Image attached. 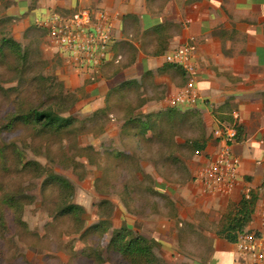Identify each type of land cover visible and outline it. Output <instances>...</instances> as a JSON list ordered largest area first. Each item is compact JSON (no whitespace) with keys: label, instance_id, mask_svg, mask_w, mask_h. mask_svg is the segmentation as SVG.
<instances>
[{"label":"crops","instance_id":"0c3cea01","mask_svg":"<svg viewBox=\"0 0 264 264\" xmlns=\"http://www.w3.org/2000/svg\"><path fill=\"white\" fill-rule=\"evenodd\" d=\"M84 9L106 11L114 26L110 60L99 68L90 94L98 109L112 98L122 116L116 120L111 113L114 131L105 124L102 134L120 137L128 108L142 121L173 111L172 121L179 126L164 145V150L173 151L172 145L168 147L173 137L176 158L157 159V172H146L156 197L151 206L129 212L116 203L114 229L126 228L142 236L152 247L157 264H252L235 243L220 238L217 229L228 206L249 198L250 192L257 202L245 231L259 227L257 212L264 206V0H19L8 15L18 18L23 32L52 14L69 16ZM183 45L195 47L198 98L194 104L172 107L168 100L182 90L186 79L178 67L165 61V55ZM69 73L72 84L80 86L79 72ZM193 119L196 126L188 131ZM234 122L238 130L232 145L239 161L237 184L229 195L209 194L196 174L220 147L213 131ZM140 124L131 127L136 136ZM190 137L205 146L188 157L183 146ZM121 138L136 140L133 136ZM139 146L133 151L161 150L159 144ZM143 181L138 179L140 185ZM139 197L130 196L133 200Z\"/></svg>","mask_w":264,"mask_h":264},{"label":"rangeland","instance_id":"374dc122","mask_svg":"<svg viewBox=\"0 0 264 264\" xmlns=\"http://www.w3.org/2000/svg\"><path fill=\"white\" fill-rule=\"evenodd\" d=\"M18 2L0 0V44L2 38L13 39L28 55L24 65L7 49L3 50L4 56L0 55V155L6 156V160L0 156V198L5 193L16 195L21 198L23 209L19 223L0 202V264H126L119 254L106 249L116 230V203L126 206L123 197L128 195L123 188L129 187L133 189L131 197H140L125 201L127 211L151 206L156 197L150 191L147 176L159 169L154 164L162 159L161 151L135 152L133 148L140 147L137 141L108 138L100 133L98 123L85 120L98 109L90 89L99 72L82 73L68 60L66 64L65 56L51 49L44 29L37 24L20 32L18 18L8 15ZM69 71L79 72L80 86L72 84ZM56 83H62L64 94L73 95V107L70 108V101L55 100ZM83 83L85 89L81 88ZM54 103L60 104L56 110L67 108L68 114L79 121L76 133L69 137L40 134L22 124L11 130L6 128L14 112L45 109ZM116 109L112 116L118 120L122 114ZM107 125V130L114 131L111 118ZM116 154L129 158L116 159ZM25 162H33L39 168L22 171ZM140 164L144 168H139ZM50 176L62 177L71 184L70 203L81 207L82 213L76 217L58 215L63 200L56 185L49 182ZM139 178L144 179L142 185ZM23 196H28L29 201ZM100 222L106 223L102 237L100 232L83 236L87 228Z\"/></svg>","mask_w":264,"mask_h":264},{"label":"trees","instance_id":"16d2710c","mask_svg":"<svg viewBox=\"0 0 264 264\" xmlns=\"http://www.w3.org/2000/svg\"><path fill=\"white\" fill-rule=\"evenodd\" d=\"M4 49H7V51L15 56L18 60H20L23 65L27 63L28 55L26 51H24V49L22 50V47L15 40L2 38L0 44V55L4 56ZM54 89L53 90L56 96V101H58L59 99H62L65 102L70 101V108L73 107L75 98L73 97V95L69 96L68 94H64L62 83H56ZM111 94H113V91L110 93V95ZM112 101V98H107L105 106L103 108L94 111L89 117L85 119L86 121H89L90 123L96 125L98 123L100 125V128H102L100 129V133H103L104 126L109 118V115L113 112L114 108H117L115 107L117 106V104H113ZM56 105L60 107V104L54 103V106L45 109H38L34 107L29 108L25 111L14 112L10 115V121L6 128H8V130H11L16 125L22 124L40 134L52 133L55 135H65L66 137H69L72 133L75 132V125L79 121L75 117L68 114L69 109L66 108L58 111L56 110ZM174 114L175 113H173V111L168 110L158 113L155 120L152 118V116H147V119L142 121L141 118L134 117L132 115L131 109L128 108L124 111L123 114L121 136L125 138L133 136V138H136L137 142L140 143V145H143L145 148L151 147L152 145L156 146V144H159V148L161 149L159 151L161 152H158L162 154L161 160L164 162L173 160L176 158L175 155H177L178 153L177 146L173 145V137L170 139V145L168 146L169 148H172V145L173 151H171L170 149V151L167 149L164 150V145L168 143V138L171 135H174V133L179 130L178 124L172 121ZM184 117L186 118V115H184ZM188 120L189 119H187V121ZM220 120H222V118H220ZM81 122L82 124H85V121ZM139 123H141L139 129L140 135L136 136V134L131 130V127L135 126L136 128H138ZM195 126V120L193 119V122H191V124H188L187 126V128H189L188 131H191V129L195 128ZM166 127L168 129H166ZM165 129L167 133L164 134ZM147 132H150L151 134L148 136ZM168 133L170 134L168 135ZM204 146L205 144L201 143L198 138L190 137L185 141L183 147L185 148L186 156L189 157L201 152ZM84 149H88V147H84ZM89 149L96 153L99 152V149L96 150L94 147H89ZM2 151L3 150H1V152ZM0 156L3 157V160H6L5 155ZM115 157L116 159H121L122 157L129 158L121 154H116ZM88 161L89 163L91 162V160ZM76 166L79 165L77 164ZM37 168H39V166L33 162H25L22 163L21 166L22 171L26 172H34L37 170ZM49 182H53L56 185L60 194V198L61 200H63L58 210V215L60 217H76L77 214L83 212L81 207L70 203V200L73 196L72 187L66 179L59 176H50ZM123 190L124 194L128 195V198L124 196L126 199H124L123 197V200L126 207L129 209V206L125 201L133 200L130 198L133 189L124 187ZM23 199L29 201L28 196H23ZM20 200V197L11 193H5L0 198L1 204L13 212L15 221L19 223L21 222V212L23 209L22 200ZM256 202L257 198L255 197V194L250 192L249 198L244 197L238 204H230L226 212L221 217L217 229V235L230 243H235L238 235L245 232L246 227L250 223ZM104 224L106 223L100 222L90 226L84 231L83 236H89L95 234V232H100L99 235L102 237V235L106 233ZM106 249L108 252L112 251L119 254L126 264H157L158 262L150 244H148L142 236L130 229L123 228L120 230H115L107 242Z\"/></svg>","mask_w":264,"mask_h":264},{"label":"built area","instance_id":"2783aa9c","mask_svg":"<svg viewBox=\"0 0 264 264\" xmlns=\"http://www.w3.org/2000/svg\"><path fill=\"white\" fill-rule=\"evenodd\" d=\"M36 24L46 31L50 45L82 73L95 74L110 60L114 26L106 11L84 9L69 16L52 14ZM194 51V45H183L165 55V61L178 67L186 79L182 90L168 100L172 107L194 104L198 98ZM213 134L220 147L213 159L197 172L196 180L207 193L226 196L237 184L239 161L232 153V145L238 138L237 123L221 125ZM256 218L260 220L259 227L239 234L235 246L239 253L251 258L252 264H264V206Z\"/></svg>","mask_w":264,"mask_h":264}]
</instances>
